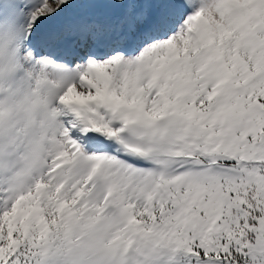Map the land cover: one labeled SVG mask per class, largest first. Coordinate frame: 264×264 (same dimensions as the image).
<instances>
[{
	"label": "snow or ice",
	"instance_id": "6c2138e0",
	"mask_svg": "<svg viewBox=\"0 0 264 264\" xmlns=\"http://www.w3.org/2000/svg\"><path fill=\"white\" fill-rule=\"evenodd\" d=\"M0 264H264V0H0Z\"/></svg>",
	"mask_w": 264,
	"mask_h": 264
}]
</instances>
